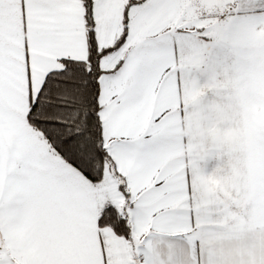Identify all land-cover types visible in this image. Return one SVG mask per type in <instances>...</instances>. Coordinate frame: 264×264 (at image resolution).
Here are the masks:
<instances>
[{"label": "snow or ice", "instance_id": "snow-or-ice-1", "mask_svg": "<svg viewBox=\"0 0 264 264\" xmlns=\"http://www.w3.org/2000/svg\"><path fill=\"white\" fill-rule=\"evenodd\" d=\"M0 264H264V0H0Z\"/></svg>", "mask_w": 264, "mask_h": 264}]
</instances>
